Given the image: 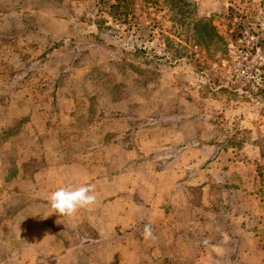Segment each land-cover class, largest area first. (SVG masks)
I'll return each instance as SVG.
<instances>
[{"label": "rangeland", "instance_id": "obj_1", "mask_svg": "<svg viewBox=\"0 0 264 264\" xmlns=\"http://www.w3.org/2000/svg\"><path fill=\"white\" fill-rule=\"evenodd\" d=\"M159 2L0 0V264H264V0Z\"/></svg>", "mask_w": 264, "mask_h": 264}, {"label": "clouds", "instance_id": "obj_2", "mask_svg": "<svg viewBox=\"0 0 264 264\" xmlns=\"http://www.w3.org/2000/svg\"><path fill=\"white\" fill-rule=\"evenodd\" d=\"M97 200L94 186L69 185L53 191L49 196L51 208L61 217L72 216L80 208L93 205ZM143 236L147 240L152 236L151 224L144 227Z\"/></svg>", "mask_w": 264, "mask_h": 264}, {"label": "trees", "instance_id": "obj_3", "mask_svg": "<svg viewBox=\"0 0 264 264\" xmlns=\"http://www.w3.org/2000/svg\"><path fill=\"white\" fill-rule=\"evenodd\" d=\"M136 1H140L145 5H158L160 3L159 0H95V5L114 21L124 23L133 17Z\"/></svg>", "mask_w": 264, "mask_h": 264}]
</instances>
